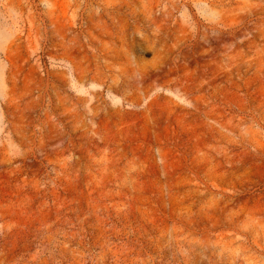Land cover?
I'll return each instance as SVG.
<instances>
[{
    "label": "rangeland",
    "instance_id": "374dc122",
    "mask_svg": "<svg viewBox=\"0 0 264 264\" xmlns=\"http://www.w3.org/2000/svg\"><path fill=\"white\" fill-rule=\"evenodd\" d=\"M0 264H264V0H0Z\"/></svg>",
    "mask_w": 264,
    "mask_h": 264
}]
</instances>
